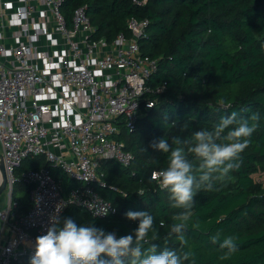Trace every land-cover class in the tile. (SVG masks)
<instances>
[{
  "label": "trees",
  "instance_id": "obj_1",
  "mask_svg": "<svg viewBox=\"0 0 264 264\" xmlns=\"http://www.w3.org/2000/svg\"><path fill=\"white\" fill-rule=\"evenodd\" d=\"M82 6L96 29L94 37L110 42L121 32L130 34L131 18L147 19L139 42L145 55L159 59V69L150 80L155 91L148 95L154 107L137 117L134 128L121 122L118 140L134 155L133 162L125 166L113 160L100 166L103 185L96 188L117 213L95 217L70 204L61 222L64 218L77 226L92 222L118 238L129 234L135 238L139 221L127 219L125 213L147 211L160 239L152 241L149 233L145 249L152 243L158 249L168 247L181 257V264H264V183L258 182L264 176V0H147L144 6L132 0H63L62 11L71 21L75 9ZM233 112L250 124L251 116L259 114L258 127L240 154L239 168L215 181L211 190H199L184 232L187 244H182L170 231L173 216L184 209L172 207L169 192L152 178L154 171L167 167L169 154L151 144L165 138L171 145L174 136L184 139L199 130H212ZM189 160L194 168L201 163L194 155ZM43 167L61 180L65 196L78 185L44 156L28 158L16 171L12 199L18 203L17 212L31 206V186L22 173ZM21 192L28 201L16 199ZM197 222L199 228H194ZM227 237L234 238V252L220 248ZM185 253L190 254L187 260Z\"/></svg>",
  "mask_w": 264,
  "mask_h": 264
},
{
  "label": "built area",
  "instance_id": "obj_2",
  "mask_svg": "<svg viewBox=\"0 0 264 264\" xmlns=\"http://www.w3.org/2000/svg\"><path fill=\"white\" fill-rule=\"evenodd\" d=\"M62 2L0 0V144L9 181L0 209V264H30L36 237L70 204L95 217L117 213L96 188L100 166L131 165L134 155L118 140L121 122L134 128L155 105L148 95L159 59L145 55L139 42L148 20L131 18L130 34L110 42L94 37L86 7L69 21ZM41 156L78 185L65 196L49 167L27 169L22 178L31 186V206L19 213L12 199L16 171ZM155 180L160 183L158 175ZM107 207V215L95 214Z\"/></svg>",
  "mask_w": 264,
  "mask_h": 264
},
{
  "label": "clouds",
  "instance_id": "obj_3",
  "mask_svg": "<svg viewBox=\"0 0 264 264\" xmlns=\"http://www.w3.org/2000/svg\"><path fill=\"white\" fill-rule=\"evenodd\" d=\"M148 107L153 105L149 103ZM259 119V114H253V123L250 124L248 119H238L233 112L231 116L222 117L212 130H199L184 139L174 136L171 145L165 138L151 144L159 152L169 154L167 167L152 175L153 179L159 176L160 187L169 192L172 207L184 209L173 216L175 223L170 231V235L177 234L182 244H187L184 232L193 215L191 209L199 190H211L215 181L228 178L231 171L239 168L237 161L249 146L248 138L258 127ZM233 125L236 126L229 130ZM190 155L201 160L198 168H194L189 160ZM95 214L107 215L108 207ZM125 216L139 221L135 238L131 234L117 238L115 232L106 233L92 222L77 226L71 218H64L61 222L59 216L51 217L46 234L36 237L30 264H181V257L168 247L158 249L156 243L146 249L143 247L149 233L152 241L160 239L154 228V217L149 212L128 211ZM193 227L199 228V223ZM211 239L216 243L219 234ZM220 248L234 252V238H225ZM189 255L185 253L183 259H189Z\"/></svg>",
  "mask_w": 264,
  "mask_h": 264
},
{
  "label": "rangeland",
  "instance_id": "obj_4",
  "mask_svg": "<svg viewBox=\"0 0 264 264\" xmlns=\"http://www.w3.org/2000/svg\"><path fill=\"white\" fill-rule=\"evenodd\" d=\"M2 157V146L0 144V158ZM258 182L259 183H264V176L258 177ZM28 196H30L28 194ZM28 196L26 195V193H17L16 194V199L20 200V199H24L25 201H28ZM8 202V193L7 191H4L1 195H0V209L5 208Z\"/></svg>",
  "mask_w": 264,
  "mask_h": 264
},
{
  "label": "water",
  "instance_id": "obj_5",
  "mask_svg": "<svg viewBox=\"0 0 264 264\" xmlns=\"http://www.w3.org/2000/svg\"><path fill=\"white\" fill-rule=\"evenodd\" d=\"M8 175L3 162V158H0V195L7 190L8 187Z\"/></svg>",
  "mask_w": 264,
  "mask_h": 264
}]
</instances>
